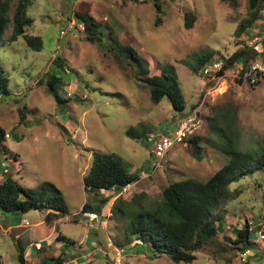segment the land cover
Masks as SVG:
<instances>
[{"label": "rangeland", "instance_id": "1", "mask_svg": "<svg viewBox=\"0 0 264 264\" xmlns=\"http://www.w3.org/2000/svg\"><path fill=\"white\" fill-rule=\"evenodd\" d=\"M237 1L238 7L232 8L223 0H158L159 11L155 0L32 1L28 16L34 24L26 34L41 37L43 49L32 50L24 37L0 45L9 79V95L0 96V130L5 132L3 145L10 158L6 176L26 189L52 186L62 192L68 206L70 214L56 234L40 243L43 257H61L63 264H177L166 255L152 257L149 250L135 248L139 242L126 234L130 219L116 217L112 209L114 203H131L135 197L140 208H149L162 201L170 184L188 179L207 182L230 161L219 148L220 133L212 129L216 125L228 131L237 150L264 148V77L257 86L240 83L232 76L241 71L242 66L236 65L225 81L211 84L201 68L195 70L204 55L212 54L210 61L229 58L264 29L263 8L253 28L235 37L248 13V0ZM186 15L194 17L191 29L185 27ZM81 17L103 25L108 46L111 32L115 40L138 51L149 77L164 70L175 72L185 112L177 113L168 99L154 104L136 65L125 62L122 67L112 53L91 44ZM10 33L11 29L7 37ZM259 35L264 47V33ZM58 58L63 61L60 68ZM55 75L62 78L56 84L61 104L48 91ZM219 112L229 120L218 118L215 124L212 119ZM195 116L200 126L193 138L200 139L201 155L196 157L189 143L176 145L155 168L152 154L159 133H173ZM127 131L141 139L128 137ZM95 152L114 154L140 180L118 193L86 192L84 180ZM232 188L238 195L225 204V223L191 264H238L243 247L235 245L236 232L245 223L255 226L256 232L264 228V173L243 177ZM110 196L100 214L82 212L87 202L99 204ZM136 204L127 209L137 211ZM44 223L45 212L40 210L0 214V264H20L19 246L40 242L51 231ZM60 234L69 244L58 240Z\"/></svg>", "mask_w": 264, "mask_h": 264}, {"label": "trees", "instance_id": "2", "mask_svg": "<svg viewBox=\"0 0 264 264\" xmlns=\"http://www.w3.org/2000/svg\"><path fill=\"white\" fill-rule=\"evenodd\" d=\"M33 0H0V45L4 42L15 43L20 37H24L28 46L40 52L43 49L41 37L26 34V29L33 26L34 19L28 16V9ZM232 8L238 7L237 0H223ZM155 7L161 10L158 0H155ZM264 8V0H248L247 18L242 21L235 31V37L239 38L249 32L256 22L261 18L260 12ZM186 15L185 27L191 29L194 26V17ZM84 23V30L87 40L99 47L102 51L112 53L115 61L124 66L125 62L136 65L145 84L149 87L151 101L154 104L161 103L168 99L177 113H184L186 100L175 72L164 70L162 74L149 77V70L146 63L130 45H124L108 34V42H105L104 33L101 31L102 24L91 17H81ZM10 35L7 37L8 31ZM264 32V29L262 30ZM7 38V39H6ZM212 55V54H211ZM210 54L204 55L198 60L197 67L202 69L214 61ZM257 57V53L248 48H241L231 57L225 60L221 75L231 70L236 65H241V72H245L251 60ZM219 57L218 60H223ZM60 68L61 59H56ZM242 82V79L239 80ZM62 83V78L52 76L48 82V91L54 100L61 104L64 100L58 94L56 84ZM9 79L0 59V96L9 95ZM259 85V84H258ZM257 86V85H256ZM21 121L25 120V112L20 109ZM224 116V118L222 117ZM218 118L228 119L224 113H217L212 121L216 124ZM229 120V119H228ZM218 124V123H217ZM220 133L222 144L220 150L225 153L230 161L223 168L217 171L207 182H200L193 179L176 182L167 186L162 192V201L149 208H140L141 201L135 197L131 203L118 201L114 203L113 212L118 218H129L127 235L139 242L135 248H145L152 253V257L166 255L174 263L191 264L195 261V254L201 250L207 242L217 236L219 226L225 223V204L236 199L238 193L232 188L241 178L253 176L260 172L264 173V148L256 152H243L233 147L228 131L218 125L212 128ZM127 136L139 140L131 131ZM149 140L148 137H145ZM5 132L0 130V146L4 148ZM196 157L200 156L203 149L200 146L199 138H192L188 141ZM7 154V153H6ZM16 158V157H15ZM16 162H18V159ZM3 165V160L1 159ZM140 180L137 174L130 173L124 162L114 154L94 153L93 163L89 174L84 180L85 191H114L118 193L121 188L131 185ZM95 197L100 195L95 194ZM112 197L103 198L99 204L92 205L87 202L82 212L97 215L103 207L111 201ZM140 201L139 203H137ZM137 203V204H136ZM136 204L137 211L133 212L127 207ZM44 211V226L51 230L46 236L35 243H42L56 234L57 227L65 222L70 212L64 196L60 190L54 187H41L36 190L26 189L20 186L12 177L6 176L0 183V213L27 214L31 211ZM52 232V233H51ZM237 240L235 245H242L243 248L252 246L250 226L245 223L243 229L236 232ZM58 240L69 244V240L60 234ZM25 248L19 246L18 261L25 264ZM61 257H43L41 264H63Z\"/></svg>", "mask_w": 264, "mask_h": 264}, {"label": "built area", "instance_id": "3", "mask_svg": "<svg viewBox=\"0 0 264 264\" xmlns=\"http://www.w3.org/2000/svg\"><path fill=\"white\" fill-rule=\"evenodd\" d=\"M264 23V20H263ZM262 30L257 33V35L244 47H248L254 50L257 53V57L250 61L249 66L245 72H238V74L233 73L232 76L247 81L252 86H256L264 77V47L262 46L263 36ZM215 60L210 65H206L202 69V75L213 84L214 82L219 84L228 77L229 72L226 71L221 75L223 70L225 60ZM217 86V85H216ZM200 121L195 118L193 120H187L181 124L179 129L175 132L164 130L162 133H159L157 142L155 143V148L153 155L155 156V168L162 166L168 152L176 145L188 143L195 135V131L199 128ZM7 138L10 137L9 134L6 135ZM0 183L1 180L6 177V174L10 173L9 169V160L10 158L3 152L0 146ZM2 157V158H1ZM1 159L3 160V165L1 164ZM127 187V186H126ZM26 226H30L29 222H26ZM250 232L252 234V246L248 248H243L238 256V264H264V228L259 232H256L255 226L250 227ZM253 235H256L254 238ZM257 236L261 239V243L257 240ZM34 244V245H33ZM30 248H35L40 251L42 249L41 244L33 243ZM31 254L25 253L24 259L25 264H31Z\"/></svg>", "mask_w": 264, "mask_h": 264}, {"label": "crops", "instance_id": "4", "mask_svg": "<svg viewBox=\"0 0 264 264\" xmlns=\"http://www.w3.org/2000/svg\"><path fill=\"white\" fill-rule=\"evenodd\" d=\"M1 214V213H0ZM68 217V216H67ZM16 238H19L18 236H16ZM68 239V238H67ZM257 240L259 241V243H261V239L259 237H257ZM261 241V242H260ZM35 243V242H31L28 246L24 247L25 248V253H30L31 256V264H36V260L38 257H43L45 254H42L41 251H37L35 248H30V246ZM263 243V242H262ZM46 256V255H45ZM1 258V257H0Z\"/></svg>", "mask_w": 264, "mask_h": 264}, {"label": "clouds", "instance_id": "5", "mask_svg": "<svg viewBox=\"0 0 264 264\" xmlns=\"http://www.w3.org/2000/svg\"><path fill=\"white\" fill-rule=\"evenodd\" d=\"M224 59H226V57H225ZM217 60H218V59H217ZM201 75H202V71H201ZM167 155H168V154H167ZM152 156L155 157L153 154H152ZM166 157H167V156H166ZM39 244H40V243H39ZM41 246H42V245H41ZM41 250H42V249H41ZM41 250H40V251H41ZM37 251H38V250H37ZM24 255H25V254H24Z\"/></svg>", "mask_w": 264, "mask_h": 264}, {"label": "water", "instance_id": "6", "mask_svg": "<svg viewBox=\"0 0 264 264\" xmlns=\"http://www.w3.org/2000/svg\"><path fill=\"white\" fill-rule=\"evenodd\" d=\"M153 160L155 161V157H153Z\"/></svg>", "mask_w": 264, "mask_h": 264}]
</instances>
